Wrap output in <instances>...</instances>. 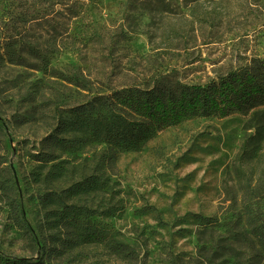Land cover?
Returning a JSON list of instances; mask_svg holds the SVG:
<instances>
[{"label": "rangeland", "instance_id": "obj_1", "mask_svg": "<svg viewBox=\"0 0 264 264\" xmlns=\"http://www.w3.org/2000/svg\"><path fill=\"white\" fill-rule=\"evenodd\" d=\"M263 57L264 0H0V264H127L79 244L67 205L95 211L134 264H264L234 238L245 190L264 188L263 114L188 117L123 151L83 142L77 111Z\"/></svg>", "mask_w": 264, "mask_h": 264}, {"label": "trees", "instance_id": "obj_2", "mask_svg": "<svg viewBox=\"0 0 264 264\" xmlns=\"http://www.w3.org/2000/svg\"><path fill=\"white\" fill-rule=\"evenodd\" d=\"M80 108L79 126L86 136L82 141L98 140L123 151L134 149L142 141L155 136L161 128L188 117H223L235 111L242 114L253 111L264 115V57L254 59L247 68L234 69L203 85L178 82L151 88L112 90L106 95H94L77 111ZM55 139L61 147L71 142L66 138ZM82 186L74 184L69 191L77 196L80 194L78 191L84 190ZM244 194L246 197L237 205L241 211L239 216L244 215V218L234 238L248 241L264 253V209L259 201L264 188L254 185ZM53 202L56 203V200ZM95 214V211L82 205H67L61 211L66 229L79 244L102 246L109 256L134 264L135 250L113 241L107 230L92 223L90 218ZM16 264L28 263L26 259H21Z\"/></svg>", "mask_w": 264, "mask_h": 264}]
</instances>
